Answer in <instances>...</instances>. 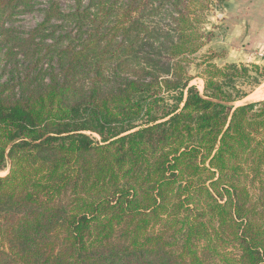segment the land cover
<instances>
[{
  "label": "trees",
  "instance_id": "obj_1",
  "mask_svg": "<svg viewBox=\"0 0 264 264\" xmlns=\"http://www.w3.org/2000/svg\"><path fill=\"white\" fill-rule=\"evenodd\" d=\"M37 1L0 0V264H264V64L188 72L213 0Z\"/></svg>",
  "mask_w": 264,
  "mask_h": 264
},
{
  "label": "rangeland",
  "instance_id": "obj_2",
  "mask_svg": "<svg viewBox=\"0 0 264 264\" xmlns=\"http://www.w3.org/2000/svg\"><path fill=\"white\" fill-rule=\"evenodd\" d=\"M44 2L45 0H38L37 4L34 3L30 10L17 13L15 15V25H18L23 29H28L38 23L41 20V13L38 8L42 7ZM59 2L64 10H67L72 4L71 0H59ZM229 3L230 2H228V0H213L202 12L204 17L202 18L203 28L205 31H210L212 34L210 39L206 40L205 45L199 52L188 57L190 60L188 72L191 76H193L191 85H195L200 91L202 90L203 81L196 76L200 71V67H198L197 64L201 63L202 57L205 53L208 51H213L215 53L227 54L226 56L224 55L225 59L221 61L219 60V57L214 60V62L219 66H222L224 61L228 60L231 55L234 59H244L243 56H237L234 52V49L232 47L230 48V46L226 44L225 36L227 33V28L224 26L223 22L220 23L218 16L216 17V15H220L222 12L226 11L227 5H229ZM249 57L250 60L253 59L254 61V58L251 55ZM262 64H264V60L260 63V65ZM238 89L241 91H247L248 94L244 98L237 100L235 105L256 101L260 97L264 98V80H262L260 84L256 86H251L247 80H241L238 84ZM5 173L6 171L0 168V175Z\"/></svg>",
  "mask_w": 264,
  "mask_h": 264
},
{
  "label": "crops",
  "instance_id": "obj_3",
  "mask_svg": "<svg viewBox=\"0 0 264 264\" xmlns=\"http://www.w3.org/2000/svg\"><path fill=\"white\" fill-rule=\"evenodd\" d=\"M226 11L218 16L227 28L226 44L237 56L256 63L264 60V0H228ZM253 60V59H252ZM264 99L263 97L258 100Z\"/></svg>",
  "mask_w": 264,
  "mask_h": 264
},
{
  "label": "water",
  "instance_id": "obj_4",
  "mask_svg": "<svg viewBox=\"0 0 264 264\" xmlns=\"http://www.w3.org/2000/svg\"><path fill=\"white\" fill-rule=\"evenodd\" d=\"M250 102H252V101H250Z\"/></svg>",
  "mask_w": 264,
  "mask_h": 264
}]
</instances>
